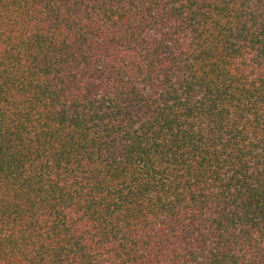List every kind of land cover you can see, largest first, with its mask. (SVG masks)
Masks as SVG:
<instances>
[{"label":"trees","instance_id":"obj_1","mask_svg":"<svg viewBox=\"0 0 264 264\" xmlns=\"http://www.w3.org/2000/svg\"><path fill=\"white\" fill-rule=\"evenodd\" d=\"M0 264H264V0H0Z\"/></svg>","mask_w":264,"mask_h":264}]
</instances>
